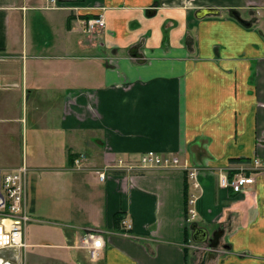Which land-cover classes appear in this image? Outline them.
I'll list each match as a JSON object with an SVG mask.
<instances>
[{"label":"crops","instance_id":"obj_1","mask_svg":"<svg viewBox=\"0 0 264 264\" xmlns=\"http://www.w3.org/2000/svg\"><path fill=\"white\" fill-rule=\"evenodd\" d=\"M51 1L0 0V92L22 100L21 116L2 120L24 125L27 211L42 234L26 228L25 264H264V0ZM100 14L105 30L88 36L83 22ZM149 151L197 168L193 221L182 170L111 168L100 180ZM240 171L255 183L220 186ZM194 226L220 231V244L199 246L209 241ZM90 232L104 241L96 258Z\"/></svg>","mask_w":264,"mask_h":264},{"label":"built area","instance_id":"obj_2","mask_svg":"<svg viewBox=\"0 0 264 264\" xmlns=\"http://www.w3.org/2000/svg\"><path fill=\"white\" fill-rule=\"evenodd\" d=\"M56 3L55 0L51 1ZM84 33L89 36H96L106 28L104 15L89 19L83 22ZM88 160L85 153H80L75 159V167L82 169ZM134 161L118 158L113 163L106 165L105 171L100 173V180H106V170L124 169L132 171L134 169H174L187 171L188 179L194 190H201V183L198 178V170L182 164L177 156H165L154 151L142 154L137 163ZM261 162L254 161V170H259ZM29 168L24 163L16 168H0V264H25L22 252L27 248L25 241L26 228L31 220L27 211V189H28ZM253 176L246 175L245 171L237 174L233 179L226 176L220 178V186L231 188L235 192H242L244 187L253 184ZM198 200L196 194H192L188 201V213L190 220L196 216L195 205ZM123 226L129 231L132 225L126 220L122 221ZM87 247L90 254L96 258L104 246L101 236L94 232L86 235ZM11 256H6V253Z\"/></svg>","mask_w":264,"mask_h":264},{"label":"rangeland","instance_id":"obj_3","mask_svg":"<svg viewBox=\"0 0 264 264\" xmlns=\"http://www.w3.org/2000/svg\"><path fill=\"white\" fill-rule=\"evenodd\" d=\"M43 15L47 19V15L49 14L43 13ZM37 24H38V28H37ZM46 30L50 32V30L47 27L46 21L41 16L36 20V28H35L37 37L41 41H45L48 38V34ZM4 91L5 92H0V95L2 97L4 95L5 97H7L8 95L13 96V103L9 105V108H6L0 102V168L10 169V168H16V166L22 164V159L24 157V153L26 152L25 150L26 148L24 147L22 142V131H21V128L24 125L18 120L15 121L2 120V119H14V117L21 116V112H22L21 90L16 87H10V89ZM30 121L31 119H29V122ZM7 127L14 128L15 132L14 133L8 132ZM32 225L33 223L30 222L27 226V236L29 235L41 236L42 234L40 231H36V230L32 231V228H30ZM219 244H220V239H219ZM199 246L207 250L211 249V245L208 243L207 244L202 243L199 244ZM6 256H11V254L7 252Z\"/></svg>","mask_w":264,"mask_h":264},{"label":"water","instance_id":"obj_4","mask_svg":"<svg viewBox=\"0 0 264 264\" xmlns=\"http://www.w3.org/2000/svg\"><path fill=\"white\" fill-rule=\"evenodd\" d=\"M214 13V10H207V11H204V12H200V17H204L206 15H211ZM231 14L233 17H235L236 19H238L239 21H241L243 24H246L248 25L249 23L246 22L245 20H243L241 17H240V14L238 11L236 10H232L231 11ZM193 229L195 230L194 232V240L196 242H204L206 240L210 241L211 243V246L212 247H216L218 244H219V235L215 234V239L214 240H209L208 239V234L206 233L205 230L203 229H198L196 226L193 227Z\"/></svg>","mask_w":264,"mask_h":264},{"label":"flooded vegetation","instance_id":"obj_5","mask_svg":"<svg viewBox=\"0 0 264 264\" xmlns=\"http://www.w3.org/2000/svg\"><path fill=\"white\" fill-rule=\"evenodd\" d=\"M209 10H213V9H209ZM236 11H237V10H236ZM217 12H218L217 10H214V13H213V14H216ZM230 13H231V11H230ZM213 14H211V15H213ZM239 14H240V13H239ZM240 17H241V15H240ZM219 232H220V231H217L216 234L219 235ZM214 239H215V236L211 238V240H214Z\"/></svg>","mask_w":264,"mask_h":264},{"label":"trees","instance_id":"obj_6","mask_svg":"<svg viewBox=\"0 0 264 264\" xmlns=\"http://www.w3.org/2000/svg\"><path fill=\"white\" fill-rule=\"evenodd\" d=\"M95 17H97V16H95ZM88 19V18H87ZM120 219V218H119ZM119 219H118V221H119Z\"/></svg>","mask_w":264,"mask_h":264}]
</instances>
